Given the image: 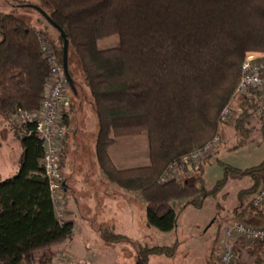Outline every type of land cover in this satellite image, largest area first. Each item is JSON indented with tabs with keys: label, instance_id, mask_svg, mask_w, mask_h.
<instances>
[{
	"label": "trees",
	"instance_id": "16d2710c",
	"mask_svg": "<svg viewBox=\"0 0 264 264\" xmlns=\"http://www.w3.org/2000/svg\"><path fill=\"white\" fill-rule=\"evenodd\" d=\"M39 1L68 41L73 88L72 54L91 92L99 123L100 167L111 182L142 197L148 225L162 233L174 231L181 202L202 208L208 197H218L229 178L237 176L250 179L251 187L238 193L232 216L237 222L264 227V205H254L264 189V161L244 170L227 167L226 177L212 190L203 176L208 161L184 178L159 183L171 163L220 136L226 123L221 114L233 101L246 55L264 53V0ZM16 12L0 11V116L8 121L19 111L41 108L50 77L38 40L43 33ZM112 37L119 38L116 47H98L99 41ZM59 40L56 55L63 67L60 34ZM242 107L237 131L250 133L246 125L251 118L264 127L254 93L243 99ZM11 128L23 154L17 175L0 182V264H37L39 255L72 238L74 226L61 225L56 217L35 126ZM122 139H147L150 165L118 169L108 150ZM63 160L61 153V168ZM110 238L128 240L120 235ZM217 245L216 238L211 260L216 259ZM255 247L261 251L258 263L264 264V243ZM175 248L147 251L172 254Z\"/></svg>",
	"mask_w": 264,
	"mask_h": 264
},
{
	"label": "rangeland",
	"instance_id": "374dc122",
	"mask_svg": "<svg viewBox=\"0 0 264 264\" xmlns=\"http://www.w3.org/2000/svg\"><path fill=\"white\" fill-rule=\"evenodd\" d=\"M23 5L26 7H22ZM15 10L19 18L43 33L55 53L61 48L59 34L44 18L42 11H47V8L39 0H0V11L10 13ZM118 42V37H112L99 41L98 47L107 50L116 47ZM70 71L74 87L81 94L77 96L78 104H85V112L91 114L88 99L90 90L84 83L82 69L74 54L71 55ZM242 102L243 99L236 102L235 108H240V112L235 111L223 126L220 146L204 167L203 176L208 190L214 189L217 183L226 177L227 167L244 170L256 167L264 161V127L260 120L251 118L247 122L246 128L250 133L246 132L244 135L237 131L238 119L243 111ZM12 125L18 124L0 116L1 180L17 175L18 166L13 163L17 160L21 145L11 128ZM127 142L130 141L119 142V145L122 144L119 146L122 147V154ZM136 142L137 148H144L149 160L147 139ZM140 167H144L143 164ZM250 185L248 178L230 177L225 190L218 197H208L202 208L185 206L184 202H181L177 227L170 233L159 232L148 225L144 201L129 205L128 215L118 226L117 233L111 227L95 231L92 227L83 226L79 218L72 238L49 249L41 259L39 255L37 264H214L222 250V233L232 219V212L238 203V193ZM64 220H67L66 210ZM112 235L124 236L128 240L107 239V236ZM216 238V259L211 260L213 241ZM174 245L176 248L172 254L147 251V248Z\"/></svg>",
	"mask_w": 264,
	"mask_h": 264
},
{
	"label": "built area",
	"instance_id": "2783aa9c",
	"mask_svg": "<svg viewBox=\"0 0 264 264\" xmlns=\"http://www.w3.org/2000/svg\"><path fill=\"white\" fill-rule=\"evenodd\" d=\"M38 40L42 57L50 68V77L44 89L42 106L36 112H17L11 123L15 122L21 127L29 124L35 126L34 133L44 150L42 160L44 177L48 183L56 217L63 225L66 201L61 176V153L68 132L64 117L70 111L73 99L63 67L60 65L54 49L43 34H38ZM249 93L256 95L257 113L264 119V53L246 55L233 101L221 114L222 122H227L235 111L240 112V108H235L236 102L246 98ZM31 134L32 132L23 133L21 136ZM220 143L221 137L217 136L205 146L181 157L178 161H174L163 173L159 183L164 185L171 180L180 179L179 172L181 171L188 174L199 171L201 165L213 157ZM254 205L256 207L264 205V189L257 195ZM223 235L218 264H237L236 246L244 245L250 248L254 244L264 243V227H253L242 222H234L227 226Z\"/></svg>",
	"mask_w": 264,
	"mask_h": 264
},
{
	"label": "crops",
	"instance_id": "0c3cea01",
	"mask_svg": "<svg viewBox=\"0 0 264 264\" xmlns=\"http://www.w3.org/2000/svg\"><path fill=\"white\" fill-rule=\"evenodd\" d=\"M69 87L73 104L66 114L68 132L62 148L64 160L61 168L66 201L67 220L65 222L72 223L75 227L80 218L81 224L85 227H92L95 231L111 227L117 233L118 226L128 215L129 205L132 206L134 202L138 201L143 203V199L139 194L128 192L111 182L103 173L96 152L99 123L94 111L91 92L88 99L91 106L89 109L93 113L89 114L88 111L85 112V104H78V90L75 87ZM125 140L130 142L124 144L126 147L122 154V147H119L122 144L119 145V142ZM137 140L140 139L118 140L109 148V155L118 169L127 170L139 168L142 164L143 166L150 165V158L147 160L148 156L144 148H137ZM116 147L119 148L116 149ZM22 154L23 150L20 148L14 165L18 166ZM4 176L6 178L7 175ZM179 176L184 178L185 173L181 171ZM4 180L6 179H0V182ZM261 185L264 187V175L261 178ZM237 221L232 217L226 227ZM252 247L248 248L244 245L237 247L238 264H259L258 255L261 254V251L257 247ZM44 255L42 253L40 259Z\"/></svg>",
	"mask_w": 264,
	"mask_h": 264
},
{
	"label": "water",
	"instance_id": "95a60500",
	"mask_svg": "<svg viewBox=\"0 0 264 264\" xmlns=\"http://www.w3.org/2000/svg\"><path fill=\"white\" fill-rule=\"evenodd\" d=\"M42 14H43L44 18L46 19V21L48 22V24L50 26H52L60 34L61 38L64 40L63 71H64V74H65V77L67 79L69 86L73 87L71 79L69 77V73H68V48H69V44H68V41L66 39V36H65L64 32L55 25V23L51 20V18L45 12L42 11Z\"/></svg>",
	"mask_w": 264,
	"mask_h": 264
}]
</instances>
